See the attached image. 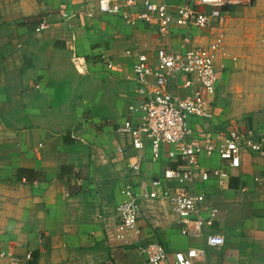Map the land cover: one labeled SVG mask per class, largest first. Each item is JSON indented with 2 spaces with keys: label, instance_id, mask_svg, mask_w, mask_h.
<instances>
[{
  "label": "crops",
  "instance_id": "0c3cea01",
  "mask_svg": "<svg viewBox=\"0 0 264 264\" xmlns=\"http://www.w3.org/2000/svg\"><path fill=\"white\" fill-rule=\"evenodd\" d=\"M97 1L37 0L50 9L63 3L73 11L91 8L94 19L78 24L83 30L75 34L66 22L36 33L33 26L42 17L31 21L47 7L38 9L35 0H0V264H145L136 248L144 241L158 242L170 258L183 253L191 264H264V158L244 155L224 186L209 181L196 187L218 214L203 233L222 236L220 248L183 236L170 205L150 198L161 192L152 181L175 164L151 162L148 150L129 148L118 128L137 88L135 57L126 52L155 49L157 36L154 27L132 28L98 13ZM241 9L252 8L225 9L223 29L173 27L176 39L189 36L194 45L206 46L224 34L223 53L215 61L218 83L237 59L227 36ZM212 101L213 119L192 121L201 143V136L214 138ZM263 116L237 129L251 128L264 138ZM199 166L224 168L217 156L202 157ZM127 184L137 197L139 219L128 235L130 245L123 246L116 240V208Z\"/></svg>",
  "mask_w": 264,
  "mask_h": 264
},
{
  "label": "built area",
  "instance_id": "2783aa9c",
  "mask_svg": "<svg viewBox=\"0 0 264 264\" xmlns=\"http://www.w3.org/2000/svg\"><path fill=\"white\" fill-rule=\"evenodd\" d=\"M174 1H97L98 13L119 18L132 28L154 27L157 36L155 49L143 46L134 53L126 52L127 56L135 57L132 73L137 88L128 118L119 126L118 134L128 139L132 150H148L151 162L175 164L152 181V186L161 192L151 194L150 198H160L170 205L183 236L203 238L207 247L220 248L224 244L222 236L203 233L206 227H212L218 214L206 206L205 193L196 187L209 181L224 186L230 172L241 167L244 155L264 158V138L251 128L243 131L234 128L218 142L207 136H201L202 143L195 139L192 121L208 122L214 116L212 99L218 86L215 61L223 53L224 34H218L206 46L194 45L189 36L176 39L173 27L223 29L226 8H253L257 0H178V4ZM56 16L66 23L94 19L91 8L73 11L67 3L59 6ZM50 26L43 19L33 31L39 33ZM106 65L116 70L111 63ZM122 151L118 149L119 153ZM211 156H217L224 168L201 169L200 159ZM131 169L136 172L139 165ZM120 195L123 200L116 208V240L127 246L139 211L137 197L129 184L122 186ZM136 248L145 264H191L187 255L180 252L170 258L155 241H144Z\"/></svg>",
  "mask_w": 264,
  "mask_h": 264
},
{
  "label": "rangeland",
  "instance_id": "374dc122",
  "mask_svg": "<svg viewBox=\"0 0 264 264\" xmlns=\"http://www.w3.org/2000/svg\"><path fill=\"white\" fill-rule=\"evenodd\" d=\"M35 2L38 9L42 7L48 9L44 12L40 11L31 22L35 23L44 17L50 22V29L53 25L65 23L52 18L57 15L59 7H56L57 10L50 9L51 5H42L41 2L37 3V0ZM233 17V25L228 29L227 42L228 48L237 59L224 69V77L216 88L214 96L216 118L214 123H210L213 127L212 141L218 137L223 138L230 130L240 128L247 121L251 122L255 116L264 115V0H257L254 8L241 9ZM25 22L28 26L30 25L29 21ZM81 23V21L67 22L65 27L76 34L80 29L83 30L82 25L78 26ZM3 55L0 54L1 61L4 60L1 59ZM62 56L64 60L68 57L67 54ZM28 58L30 57L24 54L23 59ZM61 67H63L62 64H60L59 71H62ZM72 74L71 72L70 77Z\"/></svg>",
  "mask_w": 264,
  "mask_h": 264
},
{
  "label": "trees",
  "instance_id": "16d2710c",
  "mask_svg": "<svg viewBox=\"0 0 264 264\" xmlns=\"http://www.w3.org/2000/svg\"><path fill=\"white\" fill-rule=\"evenodd\" d=\"M42 20H43V17L37 23H35V26H33V29H34V27H36L37 25H39Z\"/></svg>",
  "mask_w": 264,
  "mask_h": 264
}]
</instances>
